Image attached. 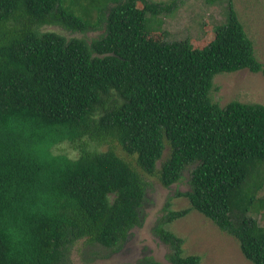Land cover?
<instances>
[{
	"label": "trees",
	"instance_id": "obj_1",
	"mask_svg": "<svg viewBox=\"0 0 264 264\" xmlns=\"http://www.w3.org/2000/svg\"><path fill=\"white\" fill-rule=\"evenodd\" d=\"M172 8L150 0H0V104L53 127V143L70 158L64 191L78 208L59 215L72 223L35 228L52 250L49 264H71L81 242L97 257L120 251L146 220L151 179L187 186L175 198L191 206L175 211L169 198L155 228L172 264H202L200 255L184 256L183 239L167 228L193 211L264 264V105L221 106L213 97L218 75H264V64L231 0L226 24L202 48L146 29L147 14Z\"/></svg>",
	"mask_w": 264,
	"mask_h": 264
},
{
	"label": "rangeland",
	"instance_id": "obj_2",
	"mask_svg": "<svg viewBox=\"0 0 264 264\" xmlns=\"http://www.w3.org/2000/svg\"><path fill=\"white\" fill-rule=\"evenodd\" d=\"M155 3L173 4L169 13L153 17L146 15V29L157 33L167 42H189L194 48L208 45L218 27L228 20V0H150ZM234 9L245 26L249 37L255 43L256 56L264 64V0H231ZM142 7V5H139ZM50 31L69 36L61 27H50ZM94 37L91 34L90 37ZM215 102L226 106L232 101L258 103L264 105V75L242 70L223 73L215 78L213 91ZM111 146V145H110ZM109 145L100 147L107 151ZM118 154L127 156L121 147ZM67 149V147L65 148ZM74 156V155H73ZM149 179V177H148ZM148 201L145 205L146 220L142 227L131 231L128 240L120 251L101 250V257L91 255V248L85 242L73 250L71 264H137L153 258L164 264H172L169 255L173 250L160 240L155 233L158 221L165 215L164 209L169 198H173L175 211L189 208L185 198H175L178 190H187L185 184L174 185L167 189L156 179H151ZM264 196V191L259 197ZM262 218H259L261 221ZM264 225V219L261 221ZM183 239L184 256L200 255L202 264H253L245 256L240 243L234 237L220 230L211 220L197 211L167 227Z\"/></svg>",
	"mask_w": 264,
	"mask_h": 264
},
{
	"label": "clouds",
	"instance_id": "obj_3",
	"mask_svg": "<svg viewBox=\"0 0 264 264\" xmlns=\"http://www.w3.org/2000/svg\"><path fill=\"white\" fill-rule=\"evenodd\" d=\"M55 129L15 105L0 104V264H49L37 223L71 224L78 204L64 191L69 157Z\"/></svg>",
	"mask_w": 264,
	"mask_h": 264
}]
</instances>
